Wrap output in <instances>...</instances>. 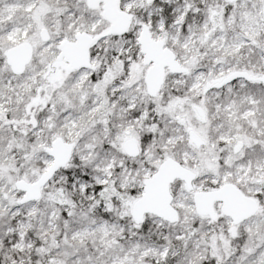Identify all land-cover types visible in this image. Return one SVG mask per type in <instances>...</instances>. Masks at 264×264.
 Listing matches in <instances>:
<instances>
[{"label": "snow or ice", "instance_id": "6c2138e0", "mask_svg": "<svg viewBox=\"0 0 264 264\" xmlns=\"http://www.w3.org/2000/svg\"><path fill=\"white\" fill-rule=\"evenodd\" d=\"M0 264H264V0H0Z\"/></svg>", "mask_w": 264, "mask_h": 264}]
</instances>
